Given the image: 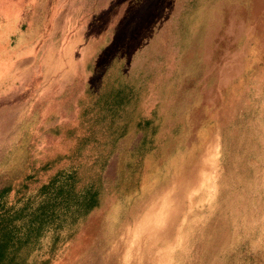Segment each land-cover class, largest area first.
I'll return each instance as SVG.
<instances>
[{
    "label": "rangeland",
    "instance_id": "374dc122",
    "mask_svg": "<svg viewBox=\"0 0 264 264\" xmlns=\"http://www.w3.org/2000/svg\"><path fill=\"white\" fill-rule=\"evenodd\" d=\"M29 1L38 37L14 54L0 43V104L18 105L0 118V160L30 118L34 157L66 152L72 141L50 129L77 123L78 98L115 55L146 77V115L159 103L165 132L184 122L163 170L108 194L52 248L47 234L34 261L227 264L253 231L264 240V0ZM103 176L115 179V156Z\"/></svg>",
    "mask_w": 264,
    "mask_h": 264
},
{
    "label": "trees",
    "instance_id": "16d2710c",
    "mask_svg": "<svg viewBox=\"0 0 264 264\" xmlns=\"http://www.w3.org/2000/svg\"><path fill=\"white\" fill-rule=\"evenodd\" d=\"M32 9L29 0H0V43L9 40V54L38 37V29L29 22ZM50 10L48 5L44 13L49 15ZM5 60L0 57V69ZM3 78L0 73V94L7 89ZM20 90L25 93L24 87H16L17 95ZM147 90L143 73L123 71V59L115 55L106 64L100 84L87 85L78 98L77 123L64 131L62 124L50 129L72 141L66 152L46 159L34 157L30 143L34 121H26L17 144L0 160V264H47L48 260L36 263L32 256L47 234L51 233L52 248L66 234L72 235L81 218L103 207L108 194L114 202L129 197L140 189L143 171L164 169V149L177 141L184 122H175L165 132L168 114L160 111L159 103L149 115L144 113ZM17 106L0 104L5 113L0 118L14 116ZM112 156L116 177L106 185L103 172ZM226 263L264 264V240L253 231Z\"/></svg>",
    "mask_w": 264,
    "mask_h": 264
}]
</instances>
